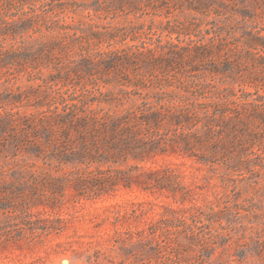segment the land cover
<instances>
[{"label":"trees","instance_id":"obj_1","mask_svg":"<svg viewBox=\"0 0 264 264\" xmlns=\"http://www.w3.org/2000/svg\"><path fill=\"white\" fill-rule=\"evenodd\" d=\"M34 1L0 0V34L13 29L14 18L25 26L31 21L35 32L52 31L58 20L45 25L28 16ZM24 4L29 12L22 11ZM101 7L112 18L139 14L149 24L129 21L103 31L74 32L80 43L74 52L80 59L73 63L75 81L69 73L61 76L60 36L37 47L0 44V244L61 230L59 217L33 212L39 204L59 206L67 194L76 202L97 201L136 188L191 206L126 201L135 219L143 217V204L163 209L135 232L138 242L129 255L141 264H183L178 247L201 233L202 226L195 224L204 209L182 181L179 165L147 163L175 156L215 172L254 154L249 151L254 133L264 123L262 87L242 72L246 58L238 40L230 29L222 30L233 26L236 13L264 15V0H105ZM185 11L192 12L187 23L180 20ZM210 15L218 19L210 21ZM127 32L136 42L113 48ZM69 45L63 42L62 48ZM246 54L260 57L250 50ZM20 73L27 75L26 85L18 84ZM229 78L238 85L218 86ZM245 82L254 91H246ZM189 209L195 224L180 213ZM124 217L118 210L115 220ZM124 233L116 230L115 242L123 246ZM209 243L215 242L210 238Z\"/></svg>","mask_w":264,"mask_h":264},{"label":"rangeland","instance_id":"obj_2","mask_svg":"<svg viewBox=\"0 0 264 264\" xmlns=\"http://www.w3.org/2000/svg\"><path fill=\"white\" fill-rule=\"evenodd\" d=\"M103 1L105 0H36L33 2L34 12L28 16H37L36 22L45 25L49 24L50 20H58L54 29L35 32V25H31V21L25 26L14 18L13 29L6 35L0 34V44L13 49L20 47L22 42L26 46L37 44V47L40 42L49 39L52 41L53 37L60 36L61 76L63 73H69V78L75 81L72 73L75 70L73 63H78L80 59L74 56V52L80 43L72 35L74 32L80 34V30L90 33L103 31V27L124 26L128 25L129 21L137 23L136 25L144 24V28L149 24L148 18H138L139 14L112 18L111 13L99 10ZM13 9L15 12V7ZM22 11L29 12V5L24 4ZM191 14L192 12L185 11L180 15V20L189 22L190 16L187 15ZM215 19L218 17H208L210 21ZM231 24V28L225 27L222 31L230 29L231 37L238 40L241 55L243 59L246 58V66L242 72L255 77L264 96V15L259 14L258 10L253 12L252 17L236 13ZM126 34L117 39L119 42L114 44L113 48H125L136 42L132 40L130 32ZM63 42H69L70 45L62 48ZM101 48L106 50V43H103ZM247 50L257 53L260 57L251 54L256 58L253 61L249 57L251 55L246 54ZM53 52L59 53L56 45ZM41 73L47 75L48 69L41 68ZM19 76L18 84L26 85L27 75L20 73ZM231 85L236 86L238 82L233 83L229 78L225 83L218 84L220 88ZM248 85L247 82L243 85L246 91H254V88ZM113 86L114 82L110 83L108 88ZM65 88L64 86L63 89ZM259 123L260 128L256 129L253 146L249 149L254 154L245 157L244 160L247 161L234 168L220 167L215 172H208L207 168H199L192 160L175 156L158 157L155 163H147L163 165L171 160L179 165L182 181L196 193L197 204L204 209L205 214L200 217L201 222L196 224L191 222L190 209L180 212L186 216L187 223L202 226L201 233L192 239L184 240L178 247L183 264H264V123ZM204 175L209 176L208 181L203 178ZM143 200H150L158 205L169 204L174 208L191 206L189 202H174L171 196L151 195L136 188L120 189L115 195L97 201L76 202L67 194L65 201L59 206L39 204L33 208L36 214L46 213L59 217L61 230L42 235L32 241L21 239L1 243L0 264H141V260L136 261L129 255L134 249L132 246L138 242L135 232L144 226L145 221L157 220L160 217L158 212L163 211L160 206L150 209L149 204H143L139 207L145 212L143 217H130L132 208L125 204L126 201ZM118 210L125 217L116 222ZM116 230L125 232V246L115 242ZM209 237L215 242L213 245L209 243ZM204 241L206 242L203 244Z\"/></svg>","mask_w":264,"mask_h":264}]
</instances>
